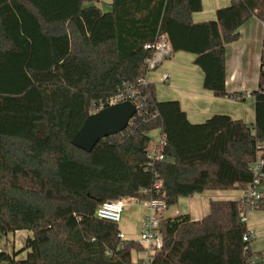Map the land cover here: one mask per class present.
I'll list each match as a JSON object with an SVG mask.
<instances>
[{"label": "trees", "instance_id": "1", "mask_svg": "<svg viewBox=\"0 0 264 264\" xmlns=\"http://www.w3.org/2000/svg\"><path fill=\"white\" fill-rule=\"evenodd\" d=\"M105 5L108 11L91 0H0V240L31 233L16 251L0 245V264H133L141 245L99 219L101 205L158 196L168 212L179 199L243 192L252 180L249 167L264 146V40L253 124L227 115L192 124L179 101H160L154 84L139 81L152 52L145 46L165 35L173 54L195 56L204 90L239 99L225 88V47L251 18L264 22V0H232L202 23L193 21L201 0ZM130 87L144 104L128 128L90 153L72 146L92 105L106 108ZM154 131L166 138L165 160L147 170ZM255 210L264 211V198ZM159 231L151 264H252L254 256L264 264L243 241L240 199L210 201L197 221L163 215Z\"/></svg>", "mask_w": 264, "mask_h": 264}, {"label": "crops", "instance_id": "2", "mask_svg": "<svg viewBox=\"0 0 264 264\" xmlns=\"http://www.w3.org/2000/svg\"><path fill=\"white\" fill-rule=\"evenodd\" d=\"M202 11L193 14L195 23L207 22L215 19L216 11L226 7L232 0H201ZM264 40V22L251 18L238 30V39L225 47V88L227 93H238L239 99L219 98L211 92L203 89V73L194 65L195 56L189 53L178 52L172 54L171 58L165 61L152 73H157V81L167 86L164 93H160L156 86V80L146 82L155 85L157 98L160 101H179L181 108L187 115V119L192 124L205 122L213 115H227L233 120H242L247 124L255 121L254 98L252 92L256 89L260 70L261 45ZM168 74V83L163 82V76ZM148 75V74H147ZM193 75V76H192ZM161 94V95H160ZM161 97H160V96ZM158 132V131H157ZM159 134V132H158ZM237 193V196H235ZM208 197L206 209L199 212L201 196ZM242 196V191H206L191 198L189 207H182V211L177 214H188L193 221L202 219L209 213L210 201L218 200H238ZM179 199L178 204H180ZM192 206V207H191ZM166 216L167 213L165 214ZM170 215V216H174ZM196 216V217H195ZM246 228L251 232V250L260 254L264 258V211L252 210L246 216ZM119 228L124 240H132L128 231ZM141 233V230H140ZM15 236H23L24 240L31 236L30 232L19 231ZM23 240V239H22ZM12 241L11 250H18L22 247L23 241ZM139 242V241H137ZM25 256V252L18 258ZM142 257V253H132V261Z\"/></svg>", "mask_w": 264, "mask_h": 264}, {"label": "built area", "instance_id": "3", "mask_svg": "<svg viewBox=\"0 0 264 264\" xmlns=\"http://www.w3.org/2000/svg\"><path fill=\"white\" fill-rule=\"evenodd\" d=\"M145 49H149L152 51L150 57H148L144 61V67L148 74L151 71L159 68L165 61L169 60L173 54L170 43L165 35L158 36L156 41L151 45H146ZM162 79L163 82L168 83V74H165ZM139 83L146 84V78L140 80ZM125 101H130L135 105V107L137 108L136 114H139L143 108V100L140 98L138 91L132 87L127 88L122 93H119L118 95L110 98L107 101V105L111 106ZM91 108L95 110L96 113L104 109V106L103 104H101L99 107L92 105ZM136 114L131 119L129 125L134 120ZM166 144L167 142L165 136L160 134L159 132L157 138L155 140L153 139L147 151V157L149 159L147 170L149 168L152 169L156 162H162L165 160L163 150L166 147ZM263 166L264 146L263 149L257 153L256 160L252 162L249 167L252 174V180L246 185L240 198L242 220L244 222L246 221L247 213L255 210L257 204L264 198ZM155 179L156 182L153 188L158 191L162 186V182L159 180L158 174H155ZM127 201L135 202L136 204L141 205L146 210V214L141 220L142 228L138 242L143 249V252H141L142 257L132 261V263L151 264L154 254L162 246V235L159 231V222L161 217L167 213V205L164 202L163 198L158 196L146 201H138L136 199H120L116 201L106 202L101 205L97 210V217L101 220L118 224L121 220L122 213ZM118 237L124 240V236L121 232L118 234ZM243 241L248 243L249 247H251L252 236L250 231H247V233L243 236ZM258 262H260V259L257 256H254L252 264H257Z\"/></svg>", "mask_w": 264, "mask_h": 264}, {"label": "water", "instance_id": "4", "mask_svg": "<svg viewBox=\"0 0 264 264\" xmlns=\"http://www.w3.org/2000/svg\"><path fill=\"white\" fill-rule=\"evenodd\" d=\"M136 112L135 105L125 101L90 114L72 138L71 145L90 153L99 141L125 130Z\"/></svg>", "mask_w": 264, "mask_h": 264}, {"label": "rangeland", "instance_id": "5", "mask_svg": "<svg viewBox=\"0 0 264 264\" xmlns=\"http://www.w3.org/2000/svg\"><path fill=\"white\" fill-rule=\"evenodd\" d=\"M93 4H95L96 6L100 7L103 11H108L109 7L107 5H105L106 3L108 4V2H110V0H91ZM153 72V71H152ZM150 72L147 77L148 80L157 79L159 72L157 73H152ZM193 76V75H192ZM156 86L158 88V91L160 93H164V91L167 90V86H164L162 84H160L157 80H156ZM161 95V94H160ZM159 95V96H160ZM161 97V96H160ZM95 113V110H93L92 108H90L89 111V115ZM152 138L155 140L158 136V132L154 131L151 133ZM237 196V193L236 195ZM189 200L187 199H181L180 204L177 205L176 208H170L167 212V215H174L176 211H182V207H189ZM208 204V197L206 195H202L201 196V204H199V212L202 211V209H206V206ZM192 207V206H191ZM146 214V210L139 204H136L135 202L132 201H127L125 208L123 210L122 213V217L120 222L118 223V226L120 228H122L123 230L128 231V235H130V237H132V240L134 241H139V236H140V230L142 228L141 226V220L143 218V216ZM175 216V215H174ZM196 217V216H195ZM24 240L23 236H15L13 237L11 234H9L7 237H4L0 240V245L3 247L4 244H6V249L10 250L11 246H12V241H14V243L16 241H21ZM22 240V241H23ZM12 251V250H11Z\"/></svg>", "mask_w": 264, "mask_h": 264}]
</instances>
